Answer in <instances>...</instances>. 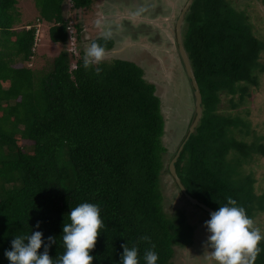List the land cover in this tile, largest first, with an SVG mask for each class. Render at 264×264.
Here are the masks:
<instances>
[{"label":"trees","instance_id":"trees-1","mask_svg":"<svg viewBox=\"0 0 264 264\" xmlns=\"http://www.w3.org/2000/svg\"><path fill=\"white\" fill-rule=\"evenodd\" d=\"M67 1L80 10L96 3L33 0L38 21L50 23L48 35L56 44L69 40ZM17 3L0 0V264H10L4 253L13 239L35 231L43 233L45 244L56 238L49 249L55 262L65 251L68 214L81 203L98 205L104 222L90 252L92 264H120L121 246L131 248L145 235L155 244L156 264H172L175 246L184 247L193 228L183 213L165 211L161 174L170 175L168 163L183 142L175 169L187 193L214 211L231 196L256 222L257 212L264 211V190L256 192L252 171L245 173L244 166L264 159V134L254 133L245 118L217 110L220 93L230 95V108L241 106L264 72V37L245 8L237 9L231 0H191L181 37L202 113L187 137L194 108L187 133L166 158V119L156 84L144 69L113 58L104 60L96 75V66L84 68L83 49L72 64L71 52L61 50L45 73L21 65L31 60L37 40L34 26L14 28ZM71 25L76 42L81 28ZM99 37L90 43L97 41L106 52L114 48L113 38ZM168 41L171 46V37ZM176 51L188 78L177 46ZM20 141L30 142L28 152ZM259 246L255 264H264V240ZM137 247L140 264H146L151 244Z\"/></svg>","mask_w":264,"mask_h":264},{"label":"rangeland","instance_id":"rangeland-1","mask_svg":"<svg viewBox=\"0 0 264 264\" xmlns=\"http://www.w3.org/2000/svg\"><path fill=\"white\" fill-rule=\"evenodd\" d=\"M186 1L96 0L91 7L81 10L72 8L71 2L67 1L63 6L64 16L81 28L80 39L74 42L76 47L68 50L72 47L71 40L65 44L51 42L48 36L50 23L38 21V13L33 0H18L15 8L20 17L14 28H26L30 24L36 28V32L39 31L36 34L37 43L31 60L18 63L27 65L39 73H45L52 68L53 58L61 50H67L69 55L72 54L70 56L72 64L76 57H81L80 50H85L86 45L90 44L94 37L100 35V31L95 27V21L103 19L111 29L113 28V39L115 40L114 48L106 52L105 60L129 59L144 69L148 81L156 84V94L160 97L161 110L166 119L163 143L168 150L165 155L166 158H170L183 135L188 131V123L195 107L191 84L183 66L180 65L173 30L174 20ZM231 1L238 7L237 9H246L250 21L253 22L255 28L260 29L264 37V0ZM142 7L147 8V11L137 15L138 9ZM169 37L172 40L171 46L168 45ZM72 50L76 53L71 52ZM229 97L228 94L220 93L218 112L241 116L250 122V129L254 133L264 134V72L259 75L258 85L251 88L241 106L230 108ZM251 137V135L246 136L245 139L250 142ZM20 145L25 151L30 150V142L20 141ZM244 171L245 173L252 171L256 192L263 191L264 159H252L244 166ZM161 186L165 211L170 216L183 213L185 221L193 228L186 237L185 246H175L172 264H209L206 256L207 251L211 249L206 250L204 245L209 235L205 222L210 219V215L190 203L179 192L167 171L161 174ZM257 214L255 222L257 225H255L264 233V211L257 212Z\"/></svg>","mask_w":264,"mask_h":264},{"label":"clouds","instance_id":"clouds-1","mask_svg":"<svg viewBox=\"0 0 264 264\" xmlns=\"http://www.w3.org/2000/svg\"><path fill=\"white\" fill-rule=\"evenodd\" d=\"M144 11H147V8L138 9L137 15ZM95 27L100 31L99 38L103 41L107 42L113 38L111 27L103 19H97ZM106 57L105 46L92 41L85 47L83 66L86 70L96 66L95 74L99 75L102 72L99 65ZM236 205L235 199L231 196L227 197V204L212 212L210 219L205 222L209 235L204 247L206 250L211 249L207 251L206 256L209 264L212 262L215 264H255L261 252L259 245L264 240V234L255 225L254 220L249 218L245 208ZM68 218L70 223L64 224L62 234V245L65 251L57 257L55 262L49 255V249L56 243V238L48 237V242L45 244L43 233L35 231L31 235L17 236L12 240L11 250L4 253L10 264H92L94 257L90 255V252L95 248L100 229L104 227V222L100 218L99 206L92 203H81L71 208ZM39 226L40 222H37L36 227L39 228ZM140 242L151 244V248L144 254L146 264H156L159 257L154 251L155 244L152 243L151 237L141 236L137 245ZM137 245L131 248L128 244L121 246L123 253L120 264H140ZM42 246L43 252L38 253Z\"/></svg>","mask_w":264,"mask_h":264},{"label":"water","instance_id":"water-1","mask_svg":"<svg viewBox=\"0 0 264 264\" xmlns=\"http://www.w3.org/2000/svg\"><path fill=\"white\" fill-rule=\"evenodd\" d=\"M191 3V0H187L185 2V4L183 5L181 11L179 12L178 16L176 17V19L174 20V36H175V41H176V46L178 49V52L180 53L182 62L184 64L187 76L190 80V84L191 87L193 88V92H194V102H195V115L193 117L192 123L189 127V131L187 133V137L190 135V133L193 131L194 127L196 126L197 122L199 121V118L201 117V113H202V108H201V93L200 90L198 88V84L196 82V78L194 76V73L192 71L187 53L183 47L182 44V37H181V26L183 23V19L185 16V13L187 11V8L189 6V4ZM184 142L181 144V146L179 147L178 151L175 153V155L172 157V159L169 161L168 163V171L172 177V179L174 180V182L176 183L179 192L192 204L196 205L197 207H199L200 209L204 210L205 212H207L208 214H211L212 212H214L213 209H211L210 207H208L207 205H205L204 203H202L201 201L197 200L195 197L191 196L189 193H187L184 185L182 184L176 169H175V162L179 156V152L183 146Z\"/></svg>","mask_w":264,"mask_h":264},{"label":"built area","instance_id":"built-area-1","mask_svg":"<svg viewBox=\"0 0 264 264\" xmlns=\"http://www.w3.org/2000/svg\"><path fill=\"white\" fill-rule=\"evenodd\" d=\"M70 24L67 25V31H68V34H69V40H71V44H72V47L69 48V50H71L73 47H76L74 42H75V38L73 36V34L75 33V29L74 27L71 25L72 21L69 22ZM72 52L75 54L76 51L75 50H72Z\"/></svg>","mask_w":264,"mask_h":264},{"label":"crops","instance_id":"crops-1","mask_svg":"<svg viewBox=\"0 0 264 264\" xmlns=\"http://www.w3.org/2000/svg\"><path fill=\"white\" fill-rule=\"evenodd\" d=\"M37 10V9H36ZM37 13H38V11H37ZM37 16L39 17V14H37ZM119 16V15H118ZM109 17V16H108ZM37 18V17H36ZM112 30H113V28H112ZM49 36V35H48ZM52 42V41H51ZM53 43V42H52Z\"/></svg>","mask_w":264,"mask_h":264},{"label":"bare ground","instance_id":"bare-ground-1","mask_svg":"<svg viewBox=\"0 0 264 264\" xmlns=\"http://www.w3.org/2000/svg\"><path fill=\"white\" fill-rule=\"evenodd\" d=\"M39 31H37V34H38Z\"/></svg>","mask_w":264,"mask_h":264}]
</instances>
